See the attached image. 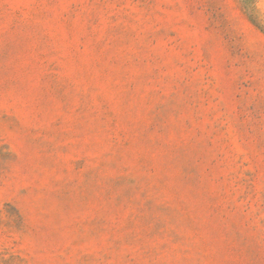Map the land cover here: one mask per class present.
<instances>
[{"label": "rangeland", "instance_id": "1", "mask_svg": "<svg viewBox=\"0 0 264 264\" xmlns=\"http://www.w3.org/2000/svg\"><path fill=\"white\" fill-rule=\"evenodd\" d=\"M0 264H264V0H0Z\"/></svg>", "mask_w": 264, "mask_h": 264}]
</instances>
